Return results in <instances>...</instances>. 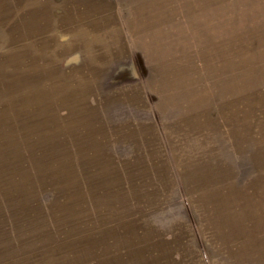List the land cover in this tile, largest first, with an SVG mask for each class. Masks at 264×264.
I'll return each mask as SVG.
<instances>
[{
  "label": "rangeland",
  "instance_id": "rangeland-1",
  "mask_svg": "<svg viewBox=\"0 0 264 264\" xmlns=\"http://www.w3.org/2000/svg\"><path fill=\"white\" fill-rule=\"evenodd\" d=\"M122 41L137 85L111 82ZM145 139L195 141L198 177L231 142L210 192L232 188L264 220V0H0V264H144L145 234L175 242L182 181L140 162ZM244 229L264 264V234Z\"/></svg>",
  "mask_w": 264,
  "mask_h": 264
},
{
  "label": "crops",
  "instance_id": "crops-1",
  "mask_svg": "<svg viewBox=\"0 0 264 264\" xmlns=\"http://www.w3.org/2000/svg\"><path fill=\"white\" fill-rule=\"evenodd\" d=\"M118 43V48H113L110 56L113 60L123 62L126 65L122 66V68L117 67V73L113 79H111V82L129 85L141 83V80L137 78L138 75H136L135 66V58H137L138 55H136L133 60L131 56L133 50L130 45H128L127 42L124 44L123 41ZM101 82L104 83L107 82V80H102ZM121 94V92H116L111 98L114 100L120 99ZM130 97L131 96H128L125 100H128V103L135 102L132 100H135L136 96ZM228 128L229 131H232L230 126ZM145 130L151 131V126L146 127ZM191 130L195 132V127L192 126ZM170 143L173 142L170 141ZM227 143H229V145H227ZM144 144V151L138 154L141 155L140 158H142L140 162L157 165L158 167L156 168L155 166H153V168L151 167L155 172L159 171L160 173L165 172L168 174V171L173 170L176 172L177 176L179 175L182 181L179 186L181 192H177V194L181 195L184 199L181 203L184 212L190 213V217L188 214H185L183 215L182 221L178 223L179 226L177 225V227H179V230H176V234L172 236L175 242L171 244L154 242L155 248H152L150 239L148 247V236L145 234L144 264H206V259L209 258L210 260L211 256L208 255L207 257L205 253H221L220 256H223L226 261L224 264H245L248 258H253L255 264H257V256L255 255L258 250L255 249L257 248L255 246L258 243V239L255 240L253 237L250 240L252 243L250 242L249 245H239L235 240L236 237L233 234V230L234 227L247 229L250 225V228L254 226L259 228L258 234H264L262 233V228L264 229V220L262 219L263 216L260 214L261 206H257L258 204L253 203L254 205L248 207L247 205H241V203H235L237 201V197L235 196L238 194L237 191H233L232 188H227V190L217 188L214 190V193L210 192L212 189L210 181L213 180L214 175L220 180L231 177L230 173L226 172V162L224 163L223 161L226 160L225 156H218L221 152L220 150H223L220 155H224L227 148V153H231V142H226L222 149H220L221 142L215 141L208 147L211 148V150L205 151L206 156H208L207 153L209 154L207 158L215 155L213 158L219 157L220 159H218V161H220L217 162L216 169H211L212 172L209 170L205 172L203 176L199 177L195 175V171H198V169H195V160H197L195 158V141H187L185 144L182 143L181 146H177L176 143H174L171 147H169V145L164 147L162 142L160 145L159 141L145 139ZM239 144V147H242L241 142ZM179 147L182 148V150L179 151ZM132 162L136 163L135 160ZM230 163L231 162H229V164ZM172 165H174L173 168ZM213 196L215 197L214 199H212ZM232 198L235 200L232 201ZM234 204L237 205L235 209L232 208ZM199 209L203 211V213L206 212L208 215V218H206L207 223L205 224L200 223V217L196 214ZM240 209L241 211H239ZM201 228H203V230ZM208 228L211 229V233L209 234H207L206 230ZM202 236L204 237L203 239L201 238ZM243 236L245 238L247 236L245 231L243 232ZM219 242H222L224 249L216 245ZM148 253H150L149 257ZM260 253H264V250L260 249ZM259 259L260 264H263V262H261L262 256L259 257Z\"/></svg>",
  "mask_w": 264,
  "mask_h": 264
},
{
  "label": "bare ground",
  "instance_id": "bare-ground-1",
  "mask_svg": "<svg viewBox=\"0 0 264 264\" xmlns=\"http://www.w3.org/2000/svg\"><path fill=\"white\" fill-rule=\"evenodd\" d=\"M41 141H42V140H41ZM59 168H60V167H59ZM61 170H62V169H60V172H61ZM62 171H64V170H62ZM57 172H58V171H57ZM66 174H67V173H66ZM31 175H32V174H31ZM38 179H39V178H38ZM35 181H36V180H35ZM33 182H34V181H33ZM39 182H40V181H39ZM42 182H44V180H42ZM26 183H28V182H26ZM3 184H4V183H3ZM8 185H9V184H8ZM19 185H20V186H19ZM19 185L16 186L15 188H18V187H20V188H21V187H24V186H22V184H19ZM30 185H31V184H30ZM36 185H37V182H36ZM39 185H40V184H39ZM33 186H34V185H33ZM37 186H38V185H37ZM37 186H34V187H37ZM42 186H43V185H42ZM12 188H13V187H12ZM28 188H29V187H28ZM30 188H31V187H30ZM30 188H29V189H30ZM43 188H44V187H43ZM43 188H42V189H43ZM26 189H27V187H26ZM26 189H24V191H26ZM32 189H33V188H32ZM34 190H37V189L34 188ZM27 191H30V190L27 189ZM31 191H32V190H31ZM38 191H39V190H38ZM9 192H10V191H9ZM12 192H13V191H12ZM16 192H17V191H16ZM35 192H36V191H35ZM10 193H11V192H10ZM23 193H24V192H23ZM17 194H18V193H17ZM6 195H7V194H6ZM74 195H75V194H74ZM7 196H8V195H7ZM10 196H11V195H10ZM11 197H12V196H11ZM21 197H26V196H22V195H21ZM28 197L30 198V196H28ZM32 197H33V196H32ZM4 198H5V197H4ZM24 200H25V198H24ZM33 200H34V199H33ZM35 201H36V200H35ZM1 202H2V201H1ZM24 202H25V201H24ZM27 202H28V201H27ZM17 203H19V202H17ZM4 204H5V202H4ZM24 204H25V203H24ZM24 204H23L22 208L24 207ZM27 204H28V203H27ZM33 204H34V203H33ZM60 204H62V203H60ZM57 206H60V205H57ZM57 206H56V207H57ZM60 207H61V206H60ZM1 209H2V208H1ZM9 209H10V208H9ZM9 209H8V210H9ZM14 209H15V208H14ZM21 211H22V210H21ZM26 213H29V212H26ZM1 214H2V213H1ZM3 214H4V213H3ZM3 214H2L1 216H4ZM23 219H24V218H23ZM25 219H26V218H25ZM27 220H28V219H27ZM1 221H3V220H1ZM1 224H2V223H1ZM1 226H3V224H2ZM25 226H26V225H25ZM3 227H5V226H3ZM3 227H2V228H3ZM25 228H26V227H25ZM9 231H11V230H9ZM13 231H14V230H13ZM7 234H8V233H7ZM14 234H15V233H14ZM8 236H9V235H8ZM18 236H20V235H18ZM8 238H9V237H8ZM23 249H24V248H23ZM24 250H25V249H24ZM109 259H110V258H109ZM83 260H84V259H83ZM94 261H95V260H94ZM92 262H93V260H92ZM83 263H84V262H83ZM85 263H86V262H85ZM78 264H79V263H78Z\"/></svg>",
  "mask_w": 264,
  "mask_h": 264
}]
</instances>
